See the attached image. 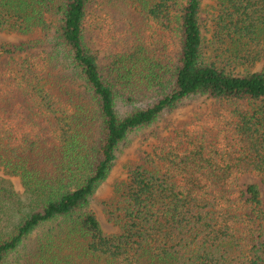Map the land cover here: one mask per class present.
<instances>
[{
  "label": "trees",
  "instance_id": "16d2710c",
  "mask_svg": "<svg viewBox=\"0 0 264 264\" xmlns=\"http://www.w3.org/2000/svg\"><path fill=\"white\" fill-rule=\"evenodd\" d=\"M0 0V264H264V0ZM98 33L106 51L92 48ZM188 114L128 164L122 149ZM193 108V107H192Z\"/></svg>",
  "mask_w": 264,
  "mask_h": 264
},
{
  "label": "rangeland",
  "instance_id": "374dc122",
  "mask_svg": "<svg viewBox=\"0 0 264 264\" xmlns=\"http://www.w3.org/2000/svg\"><path fill=\"white\" fill-rule=\"evenodd\" d=\"M215 4L216 0H204V9L202 12V29L208 42V48L206 49L208 55H211V58L213 60L221 61L222 64H225L226 61L223 62L221 57L215 56L216 53L214 52V50L216 47L215 45L210 43V40L212 38V17L215 12ZM16 38L17 37L12 33L0 31V41L3 39L12 40ZM90 44L92 48L97 52L100 61L105 62L106 59L104 57L106 56V51L102 47L101 39L99 38L98 33L96 31L93 33V39ZM263 67L264 59L258 61L255 66L249 63L240 64L236 67V72L244 73L248 69H253L254 71L261 70ZM211 102V98H200L194 103L193 106L184 107L183 109L178 110L176 112L168 113L167 115H165L161 122L136 135L135 137L130 139L127 145H125L119 155L115 167L111 171L106 181L100 185L97 194L92 202V208L96 211L98 218L102 224V227L106 233H117L119 231V228L108 220L106 202L112 195L116 183L118 181L128 178V164L130 160L138 158L141 151L147 148L152 142L157 140V138L172 133L174 129L179 126L180 122L188 114L192 113L193 111L198 112L204 110L207 106L210 105ZM0 176L10 179L16 191H18L19 193H24L25 188L20 177L8 174L1 163ZM250 183H259L261 189L264 191V185L262 183L261 177L257 176L252 172L243 173L240 176L241 186L245 189Z\"/></svg>",
  "mask_w": 264,
  "mask_h": 264
}]
</instances>
